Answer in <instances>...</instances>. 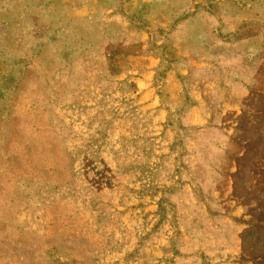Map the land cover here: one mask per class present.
Segmentation results:
<instances>
[{
	"label": "rangeland",
	"instance_id": "obj_1",
	"mask_svg": "<svg viewBox=\"0 0 264 264\" xmlns=\"http://www.w3.org/2000/svg\"><path fill=\"white\" fill-rule=\"evenodd\" d=\"M0 264H264V0H0Z\"/></svg>",
	"mask_w": 264,
	"mask_h": 264
}]
</instances>
